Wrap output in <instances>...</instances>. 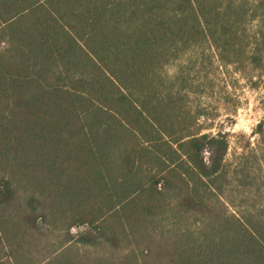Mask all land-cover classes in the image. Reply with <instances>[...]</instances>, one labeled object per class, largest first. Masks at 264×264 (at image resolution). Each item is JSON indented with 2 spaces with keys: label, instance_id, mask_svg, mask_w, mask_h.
<instances>
[{
  "label": "trees",
  "instance_id": "trees-1",
  "mask_svg": "<svg viewBox=\"0 0 264 264\" xmlns=\"http://www.w3.org/2000/svg\"><path fill=\"white\" fill-rule=\"evenodd\" d=\"M228 66L261 80L264 0H0V264H264Z\"/></svg>",
  "mask_w": 264,
  "mask_h": 264
},
{
  "label": "rangeland",
  "instance_id": "rangeland-1",
  "mask_svg": "<svg viewBox=\"0 0 264 264\" xmlns=\"http://www.w3.org/2000/svg\"><path fill=\"white\" fill-rule=\"evenodd\" d=\"M220 77L226 83V89L231 96L230 102L235 104V110L221 107L218 115L212 119L209 129L204 131L215 133L221 130L227 134V158L231 159L241 151L249 149L245 146L247 141L251 145L255 143L257 136L253 133V128L259 121H264V73L259 80L257 74L249 78L248 74L228 66L222 69ZM251 81H256L257 84H252ZM82 229L83 227H77L73 231Z\"/></svg>",
  "mask_w": 264,
  "mask_h": 264
}]
</instances>
